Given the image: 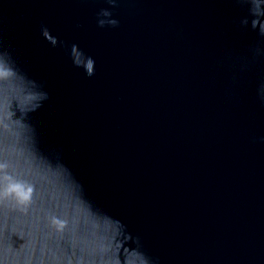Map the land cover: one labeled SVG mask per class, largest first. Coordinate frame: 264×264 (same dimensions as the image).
Returning a JSON list of instances; mask_svg holds the SVG:
<instances>
[{"label": "water", "instance_id": "95a60500", "mask_svg": "<svg viewBox=\"0 0 264 264\" xmlns=\"http://www.w3.org/2000/svg\"><path fill=\"white\" fill-rule=\"evenodd\" d=\"M0 264H264V0H0Z\"/></svg>", "mask_w": 264, "mask_h": 264}]
</instances>
